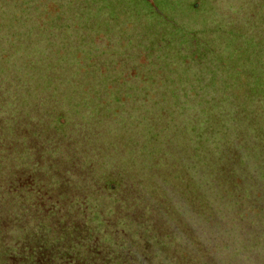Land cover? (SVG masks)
Here are the masks:
<instances>
[{
	"label": "trees",
	"instance_id": "1",
	"mask_svg": "<svg viewBox=\"0 0 264 264\" xmlns=\"http://www.w3.org/2000/svg\"><path fill=\"white\" fill-rule=\"evenodd\" d=\"M63 21L68 20L63 17ZM15 22L19 24L16 19L11 27ZM28 25L17 27L24 29ZM76 37L82 41V35ZM165 41L162 43L167 44ZM92 44L85 42L80 48L97 47V51L109 50L110 46ZM144 44L150 45V40ZM8 51L11 49L0 47V264H229L215 256L221 254V233L226 232L219 230L221 221L225 214H242L256 197L251 195V183L256 182L251 179V172L247 170L245 179L236 174L242 154L231 141L220 150L215 147L216 152L212 150L209 158L207 150L199 148L206 141L203 130L192 135L183 126L180 130L189 132L188 139L193 140L189 148L182 149L186 156H175L156 146L159 138L156 132L146 131L141 143L135 139L129 152L125 143L116 139L119 132L116 128L112 133L117 135L111 134L113 142L108 143L100 129L92 135L81 134L77 129L80 125L73 118L76 113L72 108L64 110L66 105L62 94L57 95L58 89L27 80V76L34 75L32 65L25 67L21 79L11 74L14 70L11 66H3L10 64ZM136 51L126 48L122 60L132 59ZM138 52L136 62L140 65L148 64L152 72L168 71L173 79L185 80L178 89L186 101L184 106L193 105L192 109L203 115L218 103L228 104L222 125L242 127L239 121L247 117L242 115L243 103L237 93L225 95V101L215 90L206 89L207 94H202L203 85L191 80V75H177L169 69L174 62L164 65L165 51L153 52L150 48L154 62L143 47ZM84 58L85 64L86 60L91 61L87 63L90 66L99 57L88 52ZM39 59L36 62H41L40 72L47 69V56ZM101 59L107 63L105 58ZM185 66L188 68L187 60L179 64V68ZM196 69L188 68L193 72ZM135 70V67L129 70L131 77L139 75V79L134 87L121 92L122 99L126 94L130 103L138 100L141 106L151 104L157 113L172 110L168 104L161 105L155 96L149 97L156 82ZM200 79L204 82V78ZM123 82L115 80L116 92ZM92 88L96 91L95 86ZM160 89L156 94L162 91L161 95L169 92L173 99L177 97V87L163 85ZM242 98L246 99L244 95ZM115 99L113 113L108 110L99 115L98 123L104 124L107 118L108 122L123 121L116 113L124 110L123 101ZM255 100L264 101V95L254 96L251 112ZM161 101L164 102L162 98ZM178 107L180 102H174L173 109ZM257 107L264 112L263 102ZM254 118L261 122L252 128L230 129L237 133L234 139L251 144V157L264 155V118ZM190 127L192 131L195 123ZM196 127L204 129L201 123ZM139 137L142 138L140 133ZM242 183L248 184L246 193H240ZM259 192V201L264 204V189ZM213 244L219 247L214 249Z\"/></svg>",
	"mask_w": 264,
	"mask_h": 264
},
{
	"label": "rangeland",
	"instance_id": "2",
	"mask_svg": "<svg viewBox=\"0 0 264 264\" xmlns=\"http://www.w3.org/2000/svg\"><path fill=\"white\" fill-rule=\"evenodd\" d=\"M15 1L0 0V47L11 49L7 53L10 56V64L3 66H11L14 69L11 74L21 79L25 75V67L32 65L35 68L34 75L30 78L27 76V80L56 87L57 95L62 94L66 105L64 110L72 108L76 113L73 118L75 124L79 123L77 129L81 134L92 135L100 129L108 143L113 142L111 134L117 135L116 132L112 133L116 128L119 131L116 139L123 145L125 143L124 146L129 152L135 139L141 143L146 131L156 132L159 138L155 145L168 149L175 153V156H186L182 149L192 145L193 140L188 139V136L197 130H203L206 136V141H203L199 148L207 150L209 158L213 155L212 150L216 152L215 147H218L217 150L222 149L227 146L225 143L228 140L235 145L240 155L242 154L239 158L240 165L236 166V174L242 176H239V179H245L243 177L247 175V170L251 172V179L256 180L255 184L251 183V195L256 197L252 200L254 203L251 202L250 207H247L251 211L246 208L240 215H224L219 230L224 229L226 232L221 233V254L215 256L229 264H264V204L259 201V191L264 189V155L251 157V144H242V140L234 139L237 133L230 130L232 127L252 128L261 122H256L254 117L264 118L263 109L257 107L262 102L264 106L262 100L253 101L251 112V100L254 96L264 95V0ZM63 17L68 21H63ZM16 19L19 24L15 22V26L11 27ZM26 19L29 20L25 21ZM22 24L30 25L19 29L17 26ZM44 27H47L49 32H46ZM81 35L82 41L76 39V36ZM146 40H150V45H143ZM164 40L168 43L163 44ZM85 42L91 46L92 43L95 46H110H107L109 50L95 51L97 47L81 49L80 46L82 43L84 46ZM157 42H160L157 47L165 51L164 65L174 62L172 67L168 66L174 74L191 75V80L203 85L200 93L207 94L206 89L215 90L222 95L223 101L227 99L225 95L237 93L241 97L240 103H243L240 109L242 115L248 119L239 121L242 122V127L222 125L226 118L224 116L228 114L224 109L229 107L228 104L218 103L215 109L203 115L197 109H192L193 105L187 108L184 106L186 101L183 94L178 91L179 83H184V79L175 80L168 71L164 74L160 71L157 73L158 70L152 72L150 65H140L136 62L138 49L143 47L150 58V48L153 52L159 50L155 46ZM115 43H120V46L113 48L111 45L114 46ZM122 44L127 49L137 50L127 62L122 60V56L126 54V48ZM101 51L103 53H100ZM88 52H93L99 57L90 66L87 65L91 62L89 59L86 64L83 62L84 55ZM44 56H47V69L39 72L41 62L36 60L43 59ZM101 57L107 60L106 64ZM151 60L154 62L152 57ZM183 60L188 61L189 69L197 68V72L188 70L186 66L179 68ZM134 67L141 76L156 82L149 97L155 96L154 99L162 103L161 105L168 104L172 110L166 114L157 113L152 110L151 104L141 106L138 100L130 103L126 100V94L122 99L121 92L134 87L139 79V75L131 77L129 70ZM120 73L123 75L119 76ZM200 77L204 78L205 84L201 82ZM116 79L124 81L117 92ZM163 85L177 87V97L173 99V94L169 92H163L161 95V91L156 94ZM243 95L249 101L243 99ZM133 96L136 97L135 94ZM115 97L123 101L124 110L116 112L121 115L123 121L108 122L107 118L103 121L104 124L98 123L99 115H105L108 110L113 113ZM160 97L163 101L164 98L167 100L162 102ZM176 101L180 102L181 107L173 109ZM256 107L258 109H255ZM258 113H261V116H258ZM193 122L195 127L191 131ZM199 123L204 129L196 127ZM182 126L190 133L181 131ZM107 131L110 134H107ZM84 143L90 144L87 141ZM130 155L132 156V153ZM170 157L167 159L171 161ZM247 185L241 184L240 193H246ZM195 222L197 223V220ZM213 242L211 241V244ZM204 245H208V242ZM218 247L219 245L213 244L212 248Z\"/></svg>",
	"mask_w": 264,
	"mask_h": 264
}]
</instances>
